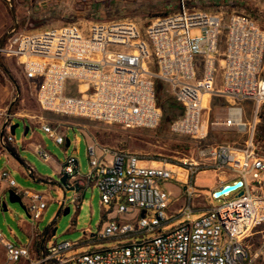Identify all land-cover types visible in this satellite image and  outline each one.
Masks as SVG:
<instances>
[{
  "label": "built area",
  "instance_id": "2783aa9c",
  "mask_svg": "<svg viewBox=\"0 0 264 264\" xmlns=\"http://www.w3.org/2000/svg\"><path fill=\"white\" fill-rule=\"evenodd\" d=\"M193 30L200 34L192 36ZM0 56L17 61L23 78L35 86L39 108L48 113L154 129L161 118L154 82L160 81L183 110L169 125L172 134L194 142L214 132L244 135L241 141L201 146L194 157L172 164L91 143L86 149L89 173L77 179V160L66 157L61 175L68 177L67 186L94 181L101 205L121 220H108L93 237L92 248L63 264H264V240L252 244L256 229L264 225V147L239 105L250 102L254 113L264 105V30L253 18L233 13L224 22L221 13L188 8L180 0L176 12L155 17L144 31L128 20L12 29ZM212 98L228 105L216 107L210 118ZM10 122L6 138L0 137L1 148L13 141ZM39 126L55 144L65 143L58 126L44 120ZM35 153L48 161L42 146ZM178 169L185 174L183 199L173 205L160 185L176 179ZM206 172L218 175L208 198L218 205L207 206L196 196L197 176ZM0 181L27 200L33 221L41 218L47 205L41 194L17 188L6 172ZM237 181L240 187L214 196ZM79 199L75 194L71 203L77 207ZM194 213L200 216L191 219ZM2 245L3 264L52 263L79 246L54 242L32 260L29 246Z\"/></svg>",
  "mask_w": 264,
  "mask_h": 264
},
{
  "label": "rangeland",
  "instance_id": "374dc122",
  "mask_svg": "<svg viewBox=\"0 0 264 264\" xmlns=\"http://www.w3.org/2000/svg\"><path fill=\"white\" fill-rule=\"evenodd\" d=\"M19 1L20 0H12L14 11H16V7L18 6L20 8L23 6L24 8L30 7L29 2L31 0H21V3H19ZM83 1L81 7L84 12L75 13L65 24H89L97 21L128 20L134 22L141 31H144L151 21L145 19L142 14L144 10L142 7L144 6L141 0H103L98 5L99 7L101 6V9H107L108 12L107 16L100 17L101 19H97L91 13V4L94 0ZM183 2L188 8L199 9L216 14L221 13L224 22H226L227 18L233 13L247 14L259 24L261 29L264 30V0H183ZM175 6V9L171 10L169 13L176 12L179 3ZM97 7L98 6H96V12H98ZM28 9L30 10V8ZM159 12L160 13H158L156 17L163 15V10H160ZM18 15L21 17L23 14L20 13ZM27 16L29 17L28 21L25 18H22L19 21L17 20V29L18 24L20 25L18 30L36 31L51 27L36 24V20L33 18L32 14ZM14 23L15 21L8 6L3 0H0V42L3 36L12 30ZM199 34L200 32L198 30L191 31L192 36ZM0 57V62L4 65L9 72L11 79L14 81L13 83L10 77H8L0 68V132L9 110V121L14 117L20 119L16 120L14 123L18 124V127L15 129V133L12 136V145L17 148L15 154L18 160L21 163L31 165L38 170L41 169L46 171V176H50L54 182H56L59 177L53 174L49 167V162H44L35 153L34 146L29 145L30 142L34 141V144L40 143L49 154L50 158L57 162H64L66 157L73 156L76 158L79 166V176L86 177L90 170L86 149L91 143H97L113 149L126 150L151 160H162L172 164L178 163L184 158L194 157L197 149L201 146L241 141L244 139V135H237L231 132L209 133L205 141L202 142H194L189 138L176 136L169 130L170 121H172L177 115V112L175 111L170 115L165 116L164 119L162 115L157 127L154 129L126 128L114 123H104L42 111L35 99V86L33 83L28 82L23 78L21 67L18 65L17 61L13 58ZM262 78H264V72L262 73ZM161 83L164 89V95L168 94L172 96L168 86L163 82ZM71 84L73 83H69V85ZM16 88H18V96ZM207 98L208 97L205 98L203 104L207 103ZM220 105L226 106L228 105V102L224 99L217 100L212 98L210 104V118L213 116L215 108ZM239 105L243 108V120L251 127H254L256 139L259 144L264 147V105L259 107L257 113H254V106L250 102H242ZM14 107L15 109L13 110ZM205 116L206 115H204V117ZM41 120L48 122L53 127H59V131L65 140L63 145L55 144L54 141L41 130L39 126ZM27 127L28 132L24 135ZM66 141H69L68 147H66ZM262 151L264 152V148H262ZM3 165H9L6 167V170L8 171L10 178L14 180L17 188L22 190L28 189L42 194L48 193L51 201L46 200V204L48 207H52V210L54 209L55 212L52 218L34 221V225H37L39 231L42 232L43 229L53 221L58 212L62 203L63 193L55 186L35 183L32 180H28L29 183L25 184V178H22L10 166L20 165V163L17 159L8 156L6 153L0 157V168H2ZM217 177L218 175L212 172L202 173L197 176L196 196H201L202 198L199 201L203 200L207 206L210 204H220L208 199L210 197L212 185H215ZM184 178V171L178 169L176 179L165 181V183L160 185L163 190L171 195V199L174 203L173 205L182 202L183 194L181 193V189L183 187ZM231 185L233 184H230L229 186ZM79 192L80 199L77 201L76 207L71 203L74 191H65L63 209L69 208V213L67 215H60L55 220V224L53 225L55 228V235L49 237L45 241V248H48L54 242L60 243L68 240L75 244L83 240L85 235L97 236L101 229L102 214L110 209L108 206L101 205L100 194L94 181L88 186L83 187ZM22 202L26 207L25 199H22ZM2 203H5V208L7 209L5 212L1 209ZM28 216L29 213L23 211L18 204H10L8 202V195L5 191L0 201V235L2 236V242L0 243V264L5 263L4 248L2 245L4 242H10L17 246L27 245L26 239L28 236L24 229L21 228L19 219L32 223V218H29ZM199 216L200 214L194 213L191 216V219H196ZM175 222L180 223L181 220L178 219L175 220ZM172 226H174V222L171 223L166 230L170 229ZM263 240L264 225L256 229L252 244L253 246H258ZM101 245L103 247H109L112 243H102ZM92 246L93 245L89 246L80 244L74 250L64 253L58 258V260L67 259L76 254L86 252ZM33 250L36 251L35 248H33ZM37 256L38 252L34 253V255L31 253V259L38 258ZM15 264H29V262L20 261ZM68 264L77 263L72 262Z\"/></svg>",
  "mask_w": 264,
  "mask_h": 264
},
{
  "label": "crops",
  "instance_id": "0c3cea01",
  "mask_svg": "<svg viewBox=\"0 0 264 264\" xmlns=\"http://www.w3.org/2000/svg\"><path fill=\"white\" fill-rule=\"evenodd\" d=\"M20 1H19V3H21ZM141 1L143 2V6H144V7H142L144 9L142 14L145 17V19H149V20L154 19L158 15V13H160L159 12L160 10H163V15L169 13L171 10L175 9V7H176L175 5H177L179 3V0H141ZM83 2H84L83 0H31L29 2L30 7H25V8H24V6L21 8L19 6L16 7V11H15L16 21L17 20L19 21L22 18H25L28 21L29 17L27 15L30 16V14H32L33 18H35V20H36L35 21L36 24H41L43 26L66 25L65 23L69 20V18L71 16H74L75 13L84 12L82 10L83 8L81 7ZM100 2H102V0H94L93 1L94 4L93 3L91 4V11H92L91 13L97 19L100 17H106L107 12H108L107 9H105V8L101 9V6L99 7L98 4ZM96 6H98L97 7L98 12H96L97 11ZM28 8H30V10ZM20 13L23 14L21 17H20V15H18ZM16 120H20V119H17L15 117L12 118L11 122H10L11 125H13L16 122ZM12 143H13V141H12ZM12 143H10V147L13 150L11 152L16 156L15 151L17 150V148L15 146H13ZM29 145L34 146V151H36L37 145L42 146L40 143L34 144V141L30 142ZM5 153L8 156H10L7 151H5L4 149L1 150V146H0V157L2 155H4ZM46 162H49V167L52 170L53 174L57 175V177H60L61 166H62L63 162L54 161L50 158V156H49L48 161H46ZM8 166L9 165H3V167L0 168V174L2 172L8 173V171L6 170V167H8ZM10 166L22 178H25V180H24L25 184L29 183L28 180H32L35 183H41V184L43 181L54 183V181L50 178V176H46L47 173L44 170H41V169L38 170L37 168H35L31 165H26L24 163H22V165H10ZM77 178H83V177L79 176V168H78V175L76 176V179ZM82 188L83 187L81 186L79 191H81ZM215 188H216V185H212L211 191H214ZM6 190H7V188H6L5 182L0 181V201H1L3 193ZM23 190H28V189H23ZM28 191L33 192V193H37V192L31 191V190H28ZM79 193L80 192H78V193L74 192V195L76 194L80 198ZM39 194H41L45 200H50L48 193H46V194L39 193ZM25 201L27 203V200H25ZM109 211H106L102 214V217H101L102 222H101L100 228H102V226L110 219L121 220V217L119 215H117L114 211L113 212L111 210H109ZM54 212H55V210L54 209L52 210V207H48L46 205V208L43 211L42 216L39 220H45L47 218H52ZM28 217L30 218V215ZM19 224H20L21 228L24 229L25 233L28 236L26 239V241H27L26 246H29L31 253L34 255V253H37V250L34 251L33 248L36 249L37 244L39 245V249H40L41 231H39L37 225H34L33 220H32V223H28L27 221H25L23 219H19ZM50 234H51V232H50ZM50 237H51V235H50ZM93 237H94L93 235H85L83 240H81L80 242H77V244L78 245L81 244V245L91 246L90 245L91 242L95 241L93 239ZM48 238H46V240ZM65 241H68V240H65ZM90 248H92V247H90ZM41 255H42V253H40L37 257L39 258V257H41ZM4 256H5V252H4ZM38 258H34L32 260H37ZM62 262H63V259H59V261H53L50 264H63Z\"/></svg>",
  "mask_w": 264,
  "mask_h": 264
},
{
  "label": "water",
  "instance_id": "95a60500",
  "mask_svg": "<svg viewBox=\"0 0 264 264\" xmlns=\"http://www.w3.org/2000/svg\"><path fill=\"white\" fill-rule=\"evenodd\" d=\"M5 3H6V5L8 6V8H9V10H10V13H11V15H12V17H13V19H14V21H15V23H14V26H13V30H15L16 28H17V21H16V17H15V11H14V8H13V6H12V0H3ZM8 34V33H7ZM7 34L6 35H4L3 36V38H2V40H1V42H0V46L3 44V41H4V39L6 38V36H7ZM0 68L5 72V74L8 76V77H10V75H9V72L6 70V68L4 67V65L0 62ZM10 79H11V77H10ZM12 80V79H11ZM13 81V80H12ZM13 83H14V81H13ZM17 89V96H18V88H16ZM9 113H10V111L8 110V112H7V118H6V120H5V122H4V124H3V126H2V129H1V132H0V137H2V135H3V129L5 128V126L8 124V122H9ZM18 127V124H14V125H12L11 126V128H10V135L11 136H13L14 135V133H15V129ZM27 132H28V127L25 129V132H24V135H26L27 134ZM69 146V142L68 141H66V147H68ZM2 148L5 150V151H7L9 154H10V156L11 157H13L14 159H17V161L20 163V165H22V163L18 160V158H17V156H15L9 149H8V147L6 146V145H3L2 146ZM67 180H68V177L66 176V175H60V177L58 178V180L56 181V182H54V183H51V182H47V181H43L42 183L43 184H48V185H52V186H55V187H57L62 193H63V195H62V203H61V205H60V207H59V210H58V212L56 213V215H55V217H54V219H53V221L49 224V225H47L44 229H43V231L41 232V242H40V250H41V253H42V251H43V247H44V242H45V240H46V238H47V235L51 232V236H54L55 235V228L53 227V225L55 224V220L60 216V215H67L68 213H69V208H65V209H63V201H64V198H65V191L66 190H70V191H74V192H79V189H80V187L77 185V184H75V186L74 187H68L67 186ZM241 186V182L240 181H237V183H235V184H233V185H231V186H229V185H226V186H224L222 189H220V190H218L217 192H215L214 193V196L215 197H218V196H220V195H222V194H225V193H227V192H230V191H233V190H235L236 188H238V187H240ZM6 193H7V195H8V202L10 203V204H18L19 205V207L20 208H22L23 209V211H26V207L23 205V202H22V199L18 196V195H16L12 190H6ZM1 209H2V211L3 212H5L7 209L5 208V203H2L1 204ZM143 212L141 213V217H143ZM41 256H43V254L41 255Z\"/></svg>",
  "mask_w": 264,
  "mask_h": 264
},
{
  "label": "trees",
  "instance_id": "16d2710c",
  "mask_svg": "<svg viewBox=\"0 0 264 264\" xmlns=\"http://www.w3.org/2000/svg\"><path fill=\"white\" fill-rule=\"evenodd\" d=\"M19 28H20V25L18 24V29ZM223 49H224L223 36H221L220 43H219V51L222 52ZM0 61H1V57H0ZM161 84L162 83L160 81H155L154 82V91H155V99H156L157 107H158V109H159V111L161 113V117L163 115V119H164L165 116L170 115L174 111L177 112L176 117L172 120V121H174V120H176L177 118H179L182 115V111H183L182 107L174 100L173 96H170L168 94L164 95V93H163L164 89H163V86ZM14 109H15V107L13 108V110ZM172 121H170V124H171ZM9 133H10V131H9ZM7 134H8L7 130L4 129L3 130L4 138H6ZM6 146L8 147V149L10 151H13L12 148L10 147L9 143L6 142ZM1 150H2V148H1ZM48 237H50V233L47 235V238ZM36 250H37L38 255H39L41 253V251L39 249V245L38 244L36 246ZM43 251H45V247L43 248Z\"/></svg>",
  "mask_w": 264,
  "mask_h": 264
},
{
  "label": "bare ground",
  "instance_id": "6f19581e",
  "mask_svg": "<svg viewBox=\"0 0 264 264\" xmlns=\"http://www.w3.org/2000/svg\"><path fill=\"white\" fill-rule=\"evenodd\" d=\"M206 97H207V96H204V100H205ZM203 103H204V101H203Z\"/></svg>",
  "mask_w": 264,
  "mask_h": 264
}]
</instances>
